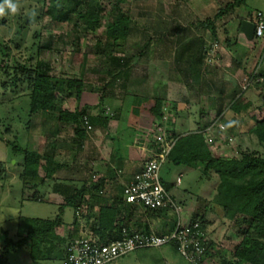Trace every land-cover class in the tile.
<instances>
[{
	"label": "rangeland",
	"instance_id": "1",
	"mask_svg": "<svg viewBox=\"0 0 264 264\" xmlns=\"http://www.w3.org/2000/svg\"><path fill=\"white\" fill-rule=\"evenodd\" d=\"M232 1L124 0L119 5L123 12L130 16V32L126 39H120L115 45L111 44L108 49L105 46L108 41L106 38L108 17L103 18L102 26L98 31L85 32L84 22L75 11L70 13L68 22L59 23L48 13L51 5L50 0H13L18 6L17 13L0 16V39L9 47L10 52L9 56H4L0 52V162H3L6 172L5 176L0 179V233L7 231L10 237L18 239L25 233L24 220L26 218L55 219L60 216L64 225L58 229V233L61 237H65L76 213L74 208L69 206L61 210V205L57 203L59 199H52V185L58 177L55 176L50 182L39 184L37 187L32 186L34 182H27V185L21 178V164L24 161V156L15 154L13 149L15 146H20L35 150L39 139L45 137L40 133L49 128L51 130L53 124L51 119L46 116L29 115V90L26 84L17 82V80L15 82V76L20 75L19 73L16 75L15 68L20 64L34 65L37 60L48 62L52 66L51 74L56 77L81 78L85 83L83 98L90 105L97 106L101 103L99 99L102 88L112 80V76L108 74L109 69L116 65L113 58L104 56L102 53L106 49H108L107 51H113L112 57L116 61L119 59L121 63L126 64L125 71L128 70L129 73L128 77L121 76L114 86L107 89L106 100L103 101L102 107L105 108V115L110 117L107 126L110 125L111 128H114L117 125V120L120 121L121 133L114 142L118 144L119 139L120 145L118 146L123 150L126 147L127 140L132 136L129 128L132 129L130 125L133 120L127 103L122 109V118H120V115L117 116L116 107L120 108L130 95L149 94L152 85H148L147 83L150 81L146 82V80H149L150 77L162 79V74H166L173 82H181L176 78L180 75L175 69L173 60H175L176 49L182 43L191 39L202 38L205 40L206 50L209 49L212 43L217 42L219 44L217 52H219L226 47L227 40H235L234 36L228 38L227 35L231 28L236 27V24H238L239 14L247 15L251 12L252 18H254L258 11L264 13V0H247L246 6L236 10L238 15L228 13L224 19L217 22L219 37L215 39L209 30L201 26L200 22L208 17L212 18L220 7H224ZM68 9L72 10L73 4H69ZM33 13L34 15H32ZM78 24L79 26H77ZM75 37H78L77 41ZM258 46V52L251 59L249 58V65L252 67L251 73L256 70L259 73L264 71V40L259 41ZM215 64V60L212 62L206 60L205 67L208 69H206L205 74H207V80H204L205 86L202 89L197 86L198 84H192L190 81L189 84L185 82L179 86L182 89L181 91L178 88L173 93L175 100L186 101L191 106L190 109H185L186 113L182 112V117H177L181 113L180 111H176L175 116L173 115V103L176 101L171 99L167 101L165 114L170 119L168 124L174 130L176 129L178 136L197 131L198 133L201 132L199 128L207 119L200 117V109L202 106L208 105L209 101L206 99L202 101L200 98H207L209 96L207 93H210V95L218 93L217 95H219L221 84L226 80L231 85L237 84L243 90L246 89L245 95L252 98V104L256 107L255 110H252L253 112L249 113L250 116L243 121L244 125L250 126L254 123L255 118L261 119L264 116V103L262 97L259 96L264 88L256 85L259 81L262 82V79H250L248 76L250 73L247 72L244 73V76L235 74L232 77L231 74L224 72V67L219 69L214 67ZM5 65H8V69L4 68ZM152 68L156 76L153 75ZM143 80L146 84L145 88H137L136 83ZM158 83L161 85L155 83L157 85L154 84L156 87L153 88L161 90L163 87L162 80H159ZM166 96L169 97V94L167 93ZM199 100L203 103L202 106ZM129 101L132 102L133 100L129 99ZM221 102L222 99L218 100L216 104ZM226 102L227 100L222 102V108L224 109L226 108L224 106ZM77 105L78 102L71 99L65 103L64 107L74 110ZM92 110L94 111L93 115H97L99 110ZM227 110L224 111L226 114ZM232 116L233 113L230 112L226 121H229ZM237 121L241 124V118ZM222 124L226 128V132L222 134L218 131L212 134L215 139L214 146H218L217 148L213 146L216 150H211L215 156L218 152V154L222 153L226 157H239L241 151H257L260 155H264V148L260 145L256 136H251L252 141L244 143V146L239 145L238 141L231 137L230 126L227 123ZM98 129L103 131V128ZM62 132L64 137L67 136L70 139L71 129L68 126L64 125ZM91 135L94 136L93 133ZM221 139L228 141L223 142ZM66 143L68 141L65 139L64 144L66 145ZM221 144L224 146L223 151H220L221 147L219 146ZM207 145L209 144L207 143ZM69 156L68 153H63V161H70L72 165L71 169H67L60 174V179L77 177L76 180H79L81 175L73 174L76 160ZM81 157L80 160L83 162ZM56 159L61 162L58 157ZM201 167L197 164L187 165L186 163L174 164L167 162L161 169V178L164 187L168 191L170 190L171 195L179 197L180 193H189L195 198L201 197L204 199L198 201L197 210L194 213L206 211L208 219L207 234L213 242V252L215 254L207 258L202 264H222L220 259L222 257L229 259L234 246L240 241V228L225 219L224 210L219 204L211 202L216 194L219 178L213 172H211V175H205ZM85 170L86 168L83 171ZM83 171L81 170L82 173ZM179 178L181 181L178 184ZM40 180L35 182L39 183ZM82 184V181L77 183L79 187ZM39 198L42 199L38 200ZM61 201L64 203L63 197ZM192 208L193 204L190 202L183 205V216L188 218ZM8 264L35 263L26 249H20L10 253ZM37 264H63V262L60 260L42 261ZM111 264L192 263L185 260L173 245H168L139 249Z\"/></svg>",
	"mask_w": 264,
	"mask_h": 264
},
{
	"label": "trees",
	"instance_id": "2",
	"mask_svg": "<svg viewBox=\"0 0 264 264\" xmlns=\"http://www.w3.org/2000/svg\"><path fill=\"white\" fill-rule=\"evenodd\" d=\"M50 1L51 5L48 13L56 22H68L70 13L75 11L84 22L85 32L98 31L102 26L103 18L108 17L106 27V38L108 41L105 44L108 49L111 44L115 45L120 39H126L129 35L130 16L123 12L119 5L124 0H116L117 2L115 0ZM105 1L107 2L105 3ZM69 4H73L72 10L68 9ZM246 4L247 0H233L224 7H220L212 18L208 17L201 21L200 24L209 30L212 37L216 39L218 38L217 22L224 19L228 13H236L237 9L246 6ZM249 18H252L251 12L247 14L245 19ZM243 19L238 17V30ZM75 40L77 41L78 37H75ZM108 49L102 54L113 58L116 65L109 69L108 74L112 76V80L102 88V94L99 99L101 103L97 106L83 105L85 83L81 78L56 77L51 74L52 66L48 62L37 60L34 65L20 64L15 68L16 75H18L17 73L20 74L15 76V82L17 80V82L26 84L29 90V115L46 116L51 119L53 124L51 130L49 128L40 133L43 136L45 135V137L39 139L35 150L20 146H15L13 149L15 154L24 156V161L21 164V178L25 183L34 182L32 186L37 187L39 184L50 182L57 171L64 167V164L56 159L57 135L61 125H71L74 142L79 147L86 140L88 131H92L94 128L106 129L107 121L110 117L105 115V108L102 107V104L106 100L107 89L114 86L121 76L128 77L129 73L128 70L125 71L127 65L121 63L119 59L116 61L112 57L114 52L107 51ZM0 52L4 56H9L10 54L9 47L1 39ZM206 60L205 40L197 38L182 43L175 52V69L180 75V77L177 76V80L188 84L191 80L192 84L196 83L202 89L204 83L201 78V67L206 64ZM4 68L8 69V65H5ZM249 78L262 79V82L259 81L256 85L264 88V71L252 73ZM192 84L190 85L191 87L193 86ZM245 93L246 89L243 90L238 86L228 91L223 86L219 94L221 98L202 97V101L206 99L209 104L202 106L203 103L201 102L200 117L207 120L200 126L199 131L205 130L217 119L228 123L224 117L220 116L223 110L226 109L234 113L235 121L240 118L241 121H245L250 116L249 113L253 112L252 110L254 109L252 101L246 97ZM263 94L264 91L260 96H263ZM226 98L228 99L224 109L222 108V102H225ZM71 99H75L78 102L74 110L64 107L65 103ZM129 99L133 100L132 102H127L128 110L133 120L130 126H132L133 130L140 132L139 144H146L151 147L152 157L161 150V147L155 140H152L151 135L155 133L151 130L155 122L158 124V121H163V117L166 115V101L162 98L138 96H133ZM220 99H222V102L216 104ZM176 108V106L173 107V109ZM92 109L99 110L97 115L91 114ZM85 116H89V123L92 126L91 130H88L84 124ZM230 130H234L232 125ZM246 133L256 136L258 142L264 148V116L261 119L255 118L254 123L247 126ZM233 135L232 131L231 136ZM172 136L176 138V142L168 156L167 162L174 164L186 163L187 165L203 163L202 171H204L205 175H211V172L215 173L219 178V183L214 199L211 202L219 204L224 210L225 219L240 228L241 239L234 246L229 259L223 257L220 259L222 264H264V155H260L257 151H241L239 157L214 156L201 132L198 133L197 131L179 136L172 132ZM116 145L119 148V139ZM5 174L3 162H0V179ZM39 179H41V182H35ZM91 179V175L89 178L86 176L81 187L71 180H55L52 185V192L62 196L64 199L60 209L64 210L69 206L77 211L89 205L90 213L88 215L91 217L93 215L91 213L93 211V203L98 200V192L103 187V180L93 183V179ZM87 194H90V201L86 199ZM33 198L35 199V196ZM41 199L39 198L38 200ZM199 200L203 201L204 199L199 197ZM119 214L120 207L118 206L100 208L97 217L98 224L93 227V231L102 241L116 239L119 237L122 227H127L124 222L116 224ZM192 220H199L202 229L207 233L208 219L206 211L194 213ZM63 225L64 223L60 216L55 219L26 218L24 220L25 233L18 239L10 237L7 231H2L0 233V264H8L10 253L20 249H26L35 264L42 261L60 260L64 262L68 255V240L61 237L58 233V229L63 227ZM174 247L177 249L176 246ZM214 254L213 242L210 240L207 244L205 255L199 264H202Z\"/></svg>",
	"mask_w": 264,
	"mask_h": 264
},
{
	"label": "crops",
	"instance_id": "3",
	"mask_svg": "<svg viewBox=\"0 0 264 264\" xmlns=\"http://www.w3.org/2000/svg\"><path fill=\"white\" fill-rule=\"evenodd\" d=\"M236 14L238 15V13ZM246 16L247 15L245 14H239L240 18H244L243 20L253 21V18L245 19ZM217 32H218V28H217ZM232 36L235 37V40L234 41L227 40L226 47L222 48V50L218 52V57L215 60L216 64L214 65V67H217L219 69L224 67L223 68L224 72L231 74L232 77H234L233 75L235 74L236 75L242 74L244 76V73L246 72L252 74L251 73L252 67L251 65H249V58L251 59V57L254 56V54L258 52V47H259L258 45H259V41L261 40L257 39L255 36H254L255 38L253 39H249L248 37H246L245 34L242 33L240 29L238 30V24H236V27L231 28V30L228 32L227 37L231 38ZM173 62L175 64V60H173ZM206 69L208 68L205 67V64H204V66L201 67V71H202L201 78L203 79L202 80L203 82L205 79L207 80V77H206L207 74H205V72L207 71ZM255 72H257V70ZM153 75L156 76V74L154 73V70H153ZM245 76H247V74H245ZM156 78L150 77L149 80H146V82L150 81L149 83H147L148 85H152L150 88L151 92L149 94H139L138 93L137 96L138 97H148V98H162L166 101V105L168 103L167 101H169L170 99L174 100L176 102L174 103L172 102L173 107L176 106L177 108L173 110V115L177 113L176 111L178 112L180 111L181 113H179L177 117H182L183 116L182 112L184 111V113H186L187 111L185 109H190L189 107L191 106H189L186 101L182 102L180 100H175L173 97L174 96L173 93L175 92V90L179 88V86L183 85V83L185 82H179V83L173 82L172 80L168 78V76H166V74H162V79H160L159 77H158L159 79L158 78L156 79ZM159 80H162L163 82L162 84L163 87L161 88V90L157 88H153V87H156L155 85L160 84L158 83ZM144 82H145L144 80L139 83L137 82L136 87L137 88L139 87L140 89L145 88L146 84ZM221 85L222 87L225 86L227 91L233 87L234 88L237 87V84L231 85V83L228 82V80L223 81ZM179 89L180 91L182 90L181 88ZM167 93L169 94V97L166 96ZM207 94H209L210 97L219 98L218 97L219 95H217L218 93L212 94L214 96L210 95V93H207ZM133 96L135 95H130V97H133ZM130 97H127V99H125L124 103L121 105L120 108L116 107L117 108L116 111L118 112L117 114L118 117L120 115V118H122V109L124 108V105L127 103V101H129L128 98ZM166 97L168 100L165 99ZM246 97L251 101L252 99L251 97L249 96H246ZM227 99L228 98H226V100ZM199 102H201V100H199ZM82 103L90 104L84 98H83ZM224 111L225 110H223V113L220 116L224 117L225 119L228 117V114L230 115V112L233 113L231 110H227V114ZM256 111L258 112V110ZM93 112L94 111L92 110L91 111L92 115H93ZM234 119H235V115L233 113V116L229 118V121H227L228 122L227 125L228 126L232 125L234 128V130H232L234 135L231 137H233L236 141H238L239 145L242 144L244 146V143H249V141H252L251 136L253 135L246 133L247 126L243 124V121H241V124H240L239 121H235ZM169 120L170 119L168 118L167 121ZM119 122L120 121L117 120V125H115L114 128H111L109 125L107 126L106 129H102L103 131H100L98 128H94L95 130H93L92 132L88 131L87 133L88 136L86 140L83 142V145L81 147H79L74 142V136L72 133L71 125L65 124V126H68V128L71 129L70 139L67 138V136L64 137L63 135L62 131L64 129V124L60 126V131L58 132V135H57L56 155L59 159H61L60 163L64 164V167L61 170H58L57 173L54 175V177L55 176L58 177L57 180L59 181L71 180L75 184H77L78 181L83 182L86 178L85 176H88L89 178L90 175L92 179L94 175L97 177L96 178L97 180L93 179V183L97 182L98 180H103V187L100 188L98 192L99 195H97L98 200H96L95 203H93V211L91 212L93 215L91 217L88 215L90 213L89 205L81 209L83 212L82 214L83 219L86 221L85 227H83L80 220L76 217V215H74L73 222L71 226L68 228L69 231L67 232L66 236L63 237L64 239L68 241L69 239H72L80 235L82 231L85 230V228L93 231V227L97 226L98 224L97 217L99 215L100 208L107 207V206L108 207L109 206L120 207V214L117 218L116 224L119 222H124V224L127 225V227H129V229L131 230L166 233L170 231L171 229H173V227L175 226V223L177 220L176 215L170 207L160 209L157 212H153V211H147L139 206H132L125 202L124 193H123L125 186L132 180V178L138 172H140L143 169L145 162L152 155L151 153L152 150H151V147H148L146 144H139L138 138L141 136L140 132L136 130L132 131V129L130 128H129V131L131 132L132 136L129 140H127L126 147L123 150L120 148H117V145L115 144L114 139L118 138V135L121 133V126L119 125ZM166 124L169 126L168 122ZM157 129H158L157 123L155 122L152 126L151 131H153V133H156ZM172 130L177 135L176 129L174 130L172 128ZM91 133H93L94 136L91 135ZM151 138L152 140H154L153 134L151 135ZM65 139L68 141L66 145L64 144ZM221 141L226 142L228 140L225 141V139L224 140L221 139ZM214 147L217 148L218 146L216 145ZM214 147L213 146L211 147L212 151L213 149H215ZM219 147H221L220 151H223L222 149L224 146L221 144ZM63 153H68V155H70L69 157H72V159L75 158L76 161L74 163L76 164V166L73 165L75 167V172L73 174H80L81 177H79L80 178L79 180H76L77 177L76 178L72 177L71 179H60V174L63 173V171H66L67 169L68 170L71 169V165H72L70 161H67V162L63 161ZM212 154L214 155V152ZM216 156L226 157V155L222 153L218 154V152L216 153ZM80 157L83 158V162H81ZM76 158L79 160L78 162ZM200 165L202 166L201 169H203L204 164L202 163L197 164V166H200ZM85 168L86 170L83 171ZM81 170L83 171V173L81 172ZM171 196L182 207L183 205H186V203L188 202L193 204V208L190 213V216L188 218L183 216V219L185 221H189L190 219H192L194 211L197 210L198 197L195 198L189 193H186V194L180 193L179 197H176L174 195H171ZM51 197L52 199H55V198L59 199V201H57L58 204L60 205L63 204L61 201L62 196L56 193H52ZM86 199L90 201V194L86 195Z\"/></svg>",
	"mask_w": 264,
	"mask_h": 264
},
{
	"label": "built area",
	"instance_id": "4",
	"mask_svg": "<svg viewBox=\"0 0 264 264\" xmlns=\"http://www.w3.org/2000/svg\"><path fill=\"white\" fill-rule=\"evenodd\" d=\"M253 22L255 24L254 36L264 40V13L258 11ZM218 49L217 42L212 43L207 49V59L210 62L216 60ZM167 116L165 115L163 121L157 124L158 129L154 134V140L160 145L161 150L145 162L143 169L125 186L123 193L127 204L142 207L147 211H159L170 207L177 219L173 229L166 233H156L122 227L119 237L102 241L94 231L85 228L80 235L69 239L68 255L63 264H111L136 250L168 245L176 246L179 254L190 263L199 264L201 262L210 241L208 234L202 229L199 220L185 221L183 219L182 206L172 198L161 178V169L167 163L168 156L176 142V138L172 136V128L166 124ZM84 124L88 130L92 129L89 116L84 117ZM218 131L222 134L226 132L225 126L219 119L201 131V134L206 143L214 146L215 139L212 134ZM96 178L94 175L93 179ZM82 214L81 209L75 213L85 227L86 221Z\"/></svg>",
	"mask_w": 264,
	"mask_h": 264
},
{
	"label": "clouds",
	"instance_id": "5",
	"mask_svg": "<svg viewBox=\"0 0 264 264\" xmlns=\"http://www.w3.org/2000/svg\"><path fill=\"white\" fill-rule=\"evenodd\" d=\"M17 11V3L13 2V0H0V16H4L6 14H15ZM32 15H34V13Z\"/></svg>",
	"mask_w": 264,
	"mask_h": 264
},
{
	"label": "water",
	"instance_id": "6",
	"mask_svg": "<svg viewBox=\"0 0 264 264\" xmlns=\"http://www.w3.org/2000/svg\"><path fill=\"white\" fill-rule=\"evenodd\" d=\"M240 30L245 34L249 39L254 38L255 24L253 21L243 20L240 25ZM262 101L264 102V94L262 96Z\"/></svg>",
	"mask_w": 264,
	"mask_h": 264
}]
</instances>
